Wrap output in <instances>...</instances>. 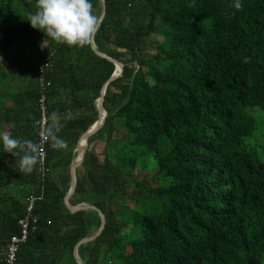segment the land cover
Wrapping results in <instances>:
<instances>
[{
    "label": "trees",
    "instance_id": "trees-1",
    "mask_svg": "<svg viewBox=\"0 0 264 264\" xmlns=\"http://www.w3.org/2000/svg\"><path fill=\"white\" fill-rule=\"evenodd\" d=\"M92 3L100 16L101 0ZM104 3L94 44L122 74L106 88L107 117L88 139L69 198L105 217L101 234L78 248L83 264H264V158L253 141L264 134L253 117L264 116V0ZM35 10L36 0H0L4 62L49 42L28 73L0 69L10 88L0 95V134L36 142L47 61L46 127L56 113L66 146L48 138L43 178L37 164L23 172L19 155L0 149V264L29 197L36 223L15 264H77L74 246L98 231L100 217L65 207L69 166L114 65L90 41L61 44L33 28ZM152 35L153 53L144 49ZM139 203L142 212L130 206Z\"/></svg>",
    "mask_w": 264,
    "mask_h": 264
},
{
    "label": "clouds",
    "instance_id": "clouds-1",
    "mask_svg": "<svg viewBox=\"0 0 264 264\" xmlns=\"http://www.w3.org/2000/svg\"><path fill=\"white\" fill-rule=\"evenodd\" d=\"M28 21L57 43L83 46L94 37L101 17L94 13L92 0H36V10L28 13ZM62 127L59 116L53 113L52 122L45 129L53 147L66 146V141L57 135ZM0 149L19 155V168L23 172H32L38 162L39 145L11 132L0 134Z\"/></svg>",
    "mask_w": 264,
    "mask_h": 264
},
{
    "label": "water",
    "instance_id": "water-1",
    "mask_svg": "<svg viewBox=\"0 0 264 264\" xmlns=\"http://www.w3.org/2000/svg\"><path fill=\"white\" fill-rule=\"evenodd\" d=\"M101 4H102V11H101L100 17H101V23H102V21L104 19V16H105V3H104V0H101ZM101 23H100V25H101ZM90 45H91V48H92V50L94 51V53L96 55H98L101 58L106 59L107 61L111 62L114 65V71H113L111 77L104 83V85L102 87V90H101V93H100V97L96 101L95 107H96V110H97V119L83 133V135L80 137V139H79V141L77 143L76 149H75L76 156L72 160V163L69 166L70 186H69V189H68V191H67V193H66V195H65V197L63 199L65 207L71 213L78 212V211H83V210H92V211L97 212V214L100 217V227H99L98 231L94 235L80 240L74 246L73 257H74L75 261L77 262V264H83L79 254H78L79 246L82 245V244H86V243L94 241L101 234V232H102V230L104 228V224H105V217H104L103 213L99 209H97L94 206L85 204V203H81V204H79L77 206H71L69 204V198L72 195V193L74 192L75 187H76V183H77V181H76V169L80 166V164L83 161V158H84V155H85V152H86V148H87L88 139H89V137L94 135L97 131H99L102 128V126H103V124L105 122V119L107 117V113H106V111L104 110V107H103L104 96H105V93H106V88H107L109 83H111L113 80L119 78L121 76V74H122V64L119 63L117 60H115V59H113L111 57H108L107 55H105L103 53H100L97 50V48H96V46L94 44L93 38L90 40Z\"/></svg>",
    "mask_w": 264,
    "mask_h": 264
},
{
    "label": "built area",
    "instance_id": "built-area-1",
    "mask_svg": "<svg viewBox=\"0 0 264 264\" xmlns=\"http://www.w3.org/2000/svg\"><path fill=\"white\" fill-rule=\"evenodd\" d=\"M50 65L49 62L45 61L39 69L38 83L41 86V95L38 100V106L40 110V120L38 121V132L36 137V144L39 145V158L37 162L38 173L41 178L46 177L47 170L45 167L46 163V150L48 145V138L45 135L46 122H47V106H46V96L43 91L49 86V83L46 82L42 76L44 70ZM35 198L29 197L27 199V209L24 217L19 221L20 226V235L14 236L11 238L8 243L4 259L6 264H15V255L20 244L25 242L30 228L34 229V224L36 223V218L32 214L33 205Z\"/></svg>",
    "mask_w": 264,
    "mask_h": 264
},
{
    "label": "rangeland",
    "instance_id": "rangeland-1",
    "mask_svg": "<svg viewBox=\"0 0 264 264\" xmlns=\"http://www.w3.org/2000/svg\"><path fill=\"white\" fill-rule=\"evenodd\" d=\"M157 39H158V37L153 36V35L148 37L145 40L146 44L144 46V49L147 52L153 53L154 47H155L154 43ZM48 44H49L48 40H43V41L38 42V47H40L39 49H37L35 47H34V49L27 48L24 51L23 55L16 54L14 56L15 62H12L11 60L4 62L2 59H0V62L2 63V65H1L2 67L0 66V69L3 70L4 72L10 73V74L15 73V76L20 75L19 72L21 71V68H23V70H24V72H22V74L28 73L30 71L29 63L31 61L32 62L36 61V59H35L36 53H38L39 51L44 52V50L47 48ZM110 48L114 51H121V50L113 48L112 46ZM0 57H3L2 54H0ZM8 80H9V78L6 81H8ZM6 81H3L2 79L0 80V95L4 91H6V89H8L6 87V84L8 82H6ZM13 85L15 86L16 82H14ZM8 86H9V84H8ZM8 90H10V88ZM255 112L259 113L263 117V118H260V116L257 114H254V116H253L256 123H257V129L259 130L264 125V123H263L264 122V116L257 110ZM253 141L256 144L254 147L257 149L259 154L264 158V134H260V136L253 139ZM95 148L97 149V151H101L102 150V143L101 142L96 143ZM130 206L132 209H134L136 211L142 212L143 210H145L144 209L145 205L143 203H139L136 205L130 204Z\"/></svg>",
    "mask_w": 264,
    "mask_h": 264
}]
</instances>
